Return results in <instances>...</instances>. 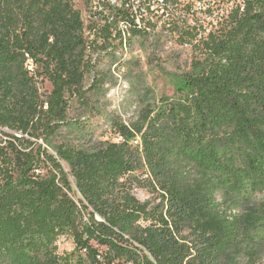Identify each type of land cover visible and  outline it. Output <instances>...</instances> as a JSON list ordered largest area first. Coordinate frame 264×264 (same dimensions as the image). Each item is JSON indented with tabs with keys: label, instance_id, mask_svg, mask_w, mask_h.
I'll return each instance as SVG.
<instances>
[{
	"label": "trees",
	"instance_id": "obj_1",
	"mask_svg": "<svg viewBox=\"0 0 264 264\" xmlns=\"http://www.w3.org/2000/svg\"><path fill=\"white\" fill-rule=\"evenodd\" d=\"M83 27L67 0H0V264H259L264 0H236L173 96L112 122L118 141L69 120L88 104Z\"/></svg>",
	"mask_w": 264,
	"mask_h": 264
},
{
	"label": "rangeland",
	"instance_id": "obj_2",
	"mask_svg": "<svg viewBox=\"0 0 264 264\" xmlns=\"http://www.w3.org/2000/svg\"><path fill=\"white\" fill-rule=\"evenodd\" d=\"M80 10L79 8H76ZM226 14L228 12H225ZM165 45V36H155L156 46ZM99 52L91 51V60ZM87 55V56H88ZM193 44L180 50H156L146 42L138 50L129 52L126 64L118 66L90 64L93 68L85 76V104L73 103L69 111L72 123L80 122L85 141L93 143L119 139L111 133L112 122L121 120L127 125L137 118L143 103H158L164 96L175 94L178 78L191 69L198 58ZM99 82V84H98ZM45 96L51 91L48 81L40 85ZM78 133L63 129L56 141L77 143ZM80 134V133H79ZM42 143V142H40ZM135 197L141 202H156V196L147 189L135 188ZM79 198L76 194L75 199ZM76 245L71 236L58 240L60 254L71 253ZM259 264H264V257Z\"/></svg>",
	"mask_w": 264,
	"mask_h": 264
},
{
	"label": "built area",
	"instance_id": "obj_3",
	"mask_svg": "<svg viewBox=\"0 0 264 264\" xmlns=\"http://www.w3.org/2000/svg\"><path fill=\"white\" fill-rule=\"evenodd\" d=\"M67 1L81 11L87 50L92 44H104V49H108L113 46L114 35L131 32L130 51L138 50L146 42L156 50H180L190 44L195 47L218 30L220 22L232 11L236 2L179 0V12L170 14L167 0ZM207 13H215V24L206 23ZM91 17H98V24H91ZM151 22H160V30H151ZM137 27L147 28V35L137 36ZM156 34H165L164 46L154 44Z\"/></svg>",
	"mask_w": 264,
	"mask_h": 264
},
{
	"label": "bare ground",
	"instance_id": "obj_4",
	"mask_svg": "<svg viewBox=\"0 0 264 264\" xmlns=\"http://www.w3.org/2000/svg\"><path fill=\"white\" fill-rule=\"evenodd\" d=\"M167 6H170V14L179 12V0H167ZM206 23L215 24V13H207ZM91 24H98V17H91ZM151 30H160V22H151ZM144 35H147V28L137 27V36ZM155 36H165V34ZM162 44L164 45V41ZM130 48H132L131 32H124L123 35H114L113 46H109L108 49H104V44H92L87 51L99 52L91 60L93 64L118 66L127 63Z\"/></svg>",
	"mask_w": 264,
	"mask_h": 264
}]
</instances>
